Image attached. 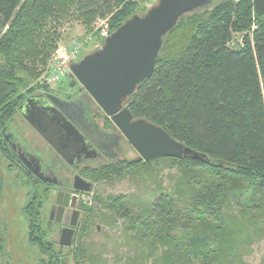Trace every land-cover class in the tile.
<instances>
[{
    "label": "trees",
    "instance_id": "obj_1",
    "mask_svg": "<svg viewBox=\"0 0 264 264\" xmlns=\"http://www.w3.org/2000/svg\"><path fill=\"white\" fill-rule=\"evenodd\" d=\"M146 12L135 0H0L2 145L19 107L42 93L36 90H50L40 80L59 48L63 21L73 17L97 36L100 20L112 34ZM236 35L242 42L234 46ZM127 105L135 119L163 128L212 164L140 158L84 167L82 176L95 183L137 177L146 183L165 160L176 175L170 190L160 187L148 202H133V195L110 197V204L95 199L103 208L86 211L89 230L100 221L121 234L105 244L73 241V263L106 264L114 242L128 251L117 253L114 264H247L252 246L264 240V18H257L254 1L214 0L183 16L165 37L154 74ZM3 193L0 182V205ZM42 198L23 208L28 244L38 249L39 264H69L44 233ZM7 229L0 221V260L9 255Z\"/></svg>",
    "mask_w": 264,
    "mask_h": 264
},
{
    "label": "water",
    "instance_id": "obj_2",
    "mask_svg": "<svg viewBox=\"0 0 264 264\" xmlns=\"http://www.w3.org/2000/svg\"><path fill=\"white\" fill-rule=\"evenodd\" d=\"M257 18H264V0H253ZM214 0H160L144 16H134L110 34L101 50L72 65L73 83L86 91L84 97L66 102L52 95L31 96L19 112L49 146L69 165L86 156L91 142L101 150V142L110 134L104 133L92 120L93 106L98 105L112 119L125 139L146 163L158 158H190L203 164H212L210 157L184 146L163 128L144 119H135L128 107L127 98L150 79L155 72L165 37L177 26L179 20L194 11L209 7ZM89 96L90 101L86 100ZM53 100L55 105L48 103ZM87 101V108L81 106ZM87 142V143H86ZM25 166L38 178L45 180L38 169L24 161ZM48 181V180H45ZM93 184L76 175L74 189L90 193ZM65 197L63 204L62 197ZM59 192V206L55 222L65 225L60 245L71 247L79 224L80 212L76 210L78 197ZM70 206L63 219V209ZM74 210V211H73ZM52 212L50 219H54Z\"/></svg>",
    "mask_w": 264,
    "mask_h": 264
},
{
    "label": "rangeland",
    "instance_id": "obj_3",
    "mask_svg": "<svg viewBox=\"0 0 264 264\" xmlns=\"http://www.w3.org/2000/svg\"><path fill=\"white\" fill-rule=\"evenodd\" d=\"M139 2L148 12L152 7L158 5L160 0H135ZM146 12V13H147ZM195 12V11H194ZM192 14V13H191ZM99 32L97 36L89 34L87 29L79 22L75 21V18L70 17L67 20L62 22L60 27V33L62 34V39L59 42V48L56 53L52 56L51 61L45 71V74L41 77V84L46 85L50 88L48 93L58 94L70 93L77 94L82 93L81 86L76 84L71 86L73 83V78L67 74L62 76L64 67L58 68L59 57H61L65 51H68L75 47L76 42L82 43L80 45V58L81 60L85 57L94 54L96 51L102 49L105 44L106 37L102 35L106 33L110 35V30L107 24V21H98L93 25V33ZM242 42L241 36L236 35L234 46ZM74 45V46H73ZM55 68V69H54ZM60 74V79H55L56 73ZM47 92L41 91L40 89L36 92ZM128 98L124 105L127 103ZM94 120L96 121L101 128L105 130H115L118 134L119 129L117 126L110 121L105 119V114L101 108L97 105H94ZM103 120L109 122L105 123ZM11 129L16 131L21 138L25 141V144L32 151L40 154V156L46 161V163L51 162V156L54 154V150L49 146V144L36 132V130L25 120V118L18 113L15 116L14 122L11 124ZM124 138V141L121 143L123 154L117 158L115 163H121L124 161L130 162L139 160L141 157L138 152L133 148V146L125 140V137L120 134V138ZM1 148V146H0ZM0 150V182L4 185V193L2 202L0 205V221L2 225H7L6 233V252L8 256H3L0 260V264H39L38 256L39 251L34 247L29 246L28 244V226L23 215V208L27 206L29 200L34 196L43 195L42 201L44 203L43 218L46 220V229L45 234L51 236V238L56 243V250L61 252L63 258H67L69 264H74L72 260L73 253V244L71 247L60 246V236L62 226L50 219L51 207L55 204L56 197L51 194L49 190V185L39 181L33 174L28 172L24 167L18 165V161L11 155L5 145H2ZM142 159V158H141ZM114 162H96L88 163L91 168H98L103 165L112 164ZM62 164L69 165L64 159ZM66 165V168L69 169ZM87 165V166H88ZM167 166V161H162L160 170H156L155 176L152 177L150 181L146 183L142 182L139 177L135 180L127 178L123 181L113 182V183H95L93 182V191L90 193H84L80 195V205L81 217L79 219L78 227L76 228V235L74 238V244L83 242H92L95 243H107L108 239L117 240L121 234V229L119 230H110L104 226L100 221L97 225V231L89 230L90 213L86 212L93 207L97 209H102L103 207L95 202V199L100 198L103 200V203L110 204V197L118 196H132L133 202H148L151 200L153 193H159V188L163 187L164 189L170 190L172 180L171 178L176 175V170H170ZM61 172L66 174L68 180H73L74 173H66L62 167H60ZM79 175H81L79 173ZM68 191H71L68 190ZM41 198V197H40ZM108 212V211H105ZM48 228V229H47ZM85 228L87 229L85 231ZM120 231V232H119ZM110 237V238H109ZM123 240L119 241V245L123 244ZM62 247V249H61ZM108 253L105 255L107 260L106 264H114L115 257L117 253L121 255H127V249L125 247L116 246L114 242L110 243L106 247ZM66 261V260H65ZM247 264H262L264 261V240L256 243L252 246L251 254L245 258Z\"/></svg>",
    "mask_w": 264,
    "mask_h": 264
},
{
    "label": "flooded vegetation",
    "instance_id": "obj_4",
    "mask_svg": "<svg viewBox=\"0 0 264 264\" xmlns=\"http://www.w3.org/2000/svg\"><path fill=\"white\" fill-rule=\"evenodd\" d=\"M80 85V84H79ZM81 86V85H80ZM82 93H77V94H70V93H58V94H51L48 92H42V93H37L34 94L32 96H36V95H43L44 97H47L49 95H52L58 99H61L63 101L66 102H71V101H76L78 99H81V97H84L86 94V91L84 89H82ZM87 101H90L89 96L86 97ZM87 101L82 100L81 102V106L83 108H87ZM48 103H50L52 106L55 105V103L53 102V100H48ZM96 105V104H95ZM98 106V105H97ZM124 107H128L127 103L124 105ZM94 108V106H93ZM102 110V109H101ZM105 114V113H104ZM94 110L92 111V120H94ZM109 119L110 121H112V119L110 117H108L105 114V119ZM105 123H108V121L103 120ZM94 123H96L99 127L100 125L96 122L93 121ZM113 122V121H112ZM100 129L104 132V133H108L110 134L108 137L106 136V140L104 142H101V150L98 149L97 147H95V145H93L91 142H89L91 145L88 148L87 154L86 156H90L89 158L85 157L84 155H81L82 158L76 159L74 160V164L73 165H67V167L69 169H64L63 167L66 168L65 164H62L63 159L56 153L54 152L53 156H51V162L50 163H46V161L40 156V154L36 153V151H32L30 148H28L25 144V141L23 140V138L20 137V135L11 129L9 131V133L5 135V143L7 146V149L9 150V152L11 153V155L18 161V165L20 167H24L28 172H30L31 174H33L24 164V161L29 162L32 167L34 169H38L39 174L42 175V177L45 180H42L40 178H38L35 174H33L39 181L48 184L49 185V190L51 192L52 195H54L55 197H57V194L59 192H64L65 195L69 194L70 195V205L72 203V199L77 196L78 197V202H77V208L76 210L80 212V217H81V210L79 208L80 205V195L82 194L81 191L75 190L74 189V179L76 175H79V173L81 174V170L86 167L88 165V163H98V162H114L117 160V158L119 156H121L123 154V149H122V145L121 143L124 141V138L122 139V136L120 138V134L122 135V133L119 130V134L115 131V130H105L103 128L100 127ZM126 140V139H125ZM87 143V142H86ZM1 146L2 143L0 142ZM90 165V164H89ZM60 167H62V169H64V171L66 173H76L73 176V180H68V178L66 177V174L62 173L60 170ZM81 176L83 179L87 180L88 182L93 184V181L88 180L87 178L83 177L82 174L79 175ZM71 191H68L70 190ZM65 197H62V201L63 204L65 202ZM55 204L52 205L51 207V212H54V221H56V219L58 218L57 213L59 211V206L56 205V200L54 202ZM70 208V206L65 207V209H63V219H65L67 210ZM74 211V210H73ZM62 229H64V227H66L65 225H62ZM78 227V226H77ZM76 227V228H77ZM75 228V231H76ZM62 233V231H61ZM76 235V234H75ZM61 238V236H60ZM75 238V237H74Z\"/></svg>",
    "mask_w": 264,
    "mask_h": 264
},
{
    "label": "built area",
    "instance_id": "obj_5",
    "mask_svg": "<svg viewBox=\"0 0 264 264\" xmlns=\"http://www.w3.org/2000/svg\"><path fill=\"white\" fill-rule=\"evenodd\" d=\"M102 35H104V37L109 36L106 33H103ZM81 44L82 43L76 42V44H74L76 45L75 47H73L72 49L68 51H65L64 54L61 57H59V64L57 66L58 68L64 67V70L60 71L63 74L62 76L67 74L68 76L71 77L72 76V69H71L72 65L81 61V58H80V51H81L80 45ZM60 77H61L60 74L57 75L56 73L55 79H60Z\"/></svg>",
    "mask_w": 264,
    "mask_h": 264
}]
</instances>
